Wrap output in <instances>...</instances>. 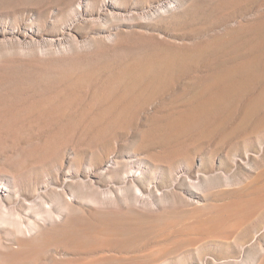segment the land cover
I'll use <instances>...</instances> for the list:
<instances>
[{
  "label": "rangeland",
  "instance_id": "374dc122",
  "mask_svg": "<svg viewBox=\"0 0 264 264\" xmlns=\"http://www.w3.org/2000/svg\"><path fill=\"white\" fill-rule=\"evenodd\" d=\"M79 1L0 0V21L10 27L30 20L36 30L41 28L40 35L54 36L64 25L71 32L45 48L27 46L37 55L33 60L22 55L18 44L0 42V110L7 114L0 116V168L23 159L16 169L29 171L39 164L27 149L55 146L53 138L64 133L69 140L59 151L67 154L68 167L78 159L81 166L99 161L107 149L106 160L127 158L126 165L143 173L144 194L131 185L120 190L115 178L101 182L98 197L103 192L113 198L142 196L153 206L105 212L83 201L82 220L91 224L90 230L68 240L62 236L69 223L50 226L29 244L69 251L94 247L99 252L94 264H264V0H111L113 14L100 18L96 12L104 0H82L88 13L70 22L71 8ZM72 47L82 55L72 53ZM47 50L55 56H46ZM211 102L219 105L211 107ZM35 106H40L41 117L31 112ZM179 118L193 123L159 132L165 121ZM258 197L246 219L232 220L235 226L230 221L231 226L201 234L190 226L195 216L204 221L220 206ZM191 200L201 207L195 213V206L186 203ZM108 217L117 221L109 222L110 229L101 221ZM31 222L23 225L27 233ZM124 227L138 229L139 235L124 245L108 246L112 230ZM0 238L17 249L15 236L1 226ZM3 259L0 253V264H20ZM44 259L40 255L39 262Z\"/></svg>",
  "mask_w": 264,
  "mask_h": 264
},
{
  "label": "bare ground",
  "instance_id": "6f19581e",
  "mask_svg": "<svg viewBox=\"0 0 264 264\" xmlns=\"http://www.w3.org/2000/svg\"><path fill=\"white\" fill-rule=\"evenodd\" d=\"M83 4L84 3L81 0L78 2V5H76V6H78L76 9L71 8L73 10L71 11V15L69 14V16H71V17H69L70 22H76L77 23L78 19H80L82 16H84L85 14L88 13L85 10L86 8H84ZM114 5L115 4H113L111 2V0H104V3L101 4V6H102L101 10H99V12H96V13H98L99 18L102 15H105V13H110V12L112 13V11L116 9V7ZM165 7H166V5H165ZM96 19H98V18H96ZM64 20H66V19H64ZM29 21L18 23L16 26L13 25L14 27H10L6 21H5L6 23L0 21V42H2V43H11L12 42V43L18 44L20 46V49H21L20 51L22 52V55L25 57L29 56L32 59V58H34V56H37V55H33V53L31 51L28 52L27 46H30V45L43 46V45L52 44V43L56 44V43L62 42L67 37H71V32L66 25L60 27L58 34H56L54 36H45V35L39 34V32H40L39 30L41 28L36 30L37 28L35 29V27ZM64 22H66V21H64ZM96 22H98V21L96 20ZM61 25H63L62 22H61ZM112 40H113V38H112ZM113 41H114V43L115 42L117 43V41H118L117 35L115 36V39ZM56 46L57 45H55V47ZM43 47L45 48V46H43ZM72 48L73 49L70 50L72 53L79 52V51H77V49L75 47H72ZM79 48H81V47H79ZM87 48L89 49L88 46H87ZM66 49H67V47H66ZM83 49H84V47H83ZM40 50L44 51L45 49L40 48L39 52H41ZM93 50H94V48H93ZM60 51H58V52H60ZM55 52H56V50H55ZM35 53H36V51H35ZM41 53L43 54V52H41ZM79 53H77V55H79ZM89 54H91L90 51H89ZM45 55L49 56V57L55 56L53 51H51V50H49V51L47 50ZM62 55H63V53H62ZM62 55L60 53L61 57H62ZM86 56H89V55H86ZM36 58L37 57H35V59ZM62 58H64V56ZM31 59H28V60L30 61ZM59 59H61V58L59 57ZM59 59L57 58V61ZM69 59H70V57H69ZM74 59H76V58H74ZM48 60L49 59H47L46 61H48ZM77 60L78 59H76V61ZM2 61H4V60H2ZM12 61H13V59H12ZM12 61L10 64L13 63ZM18 62H20V61H18ZM16 64H17V62H16ZM50 64H51V62H50ZM66 83H70V80H69V82H66ZM66 85H68V84H66ZM60 86H62V84ZM41 100H43V99H41ZM45 103H47V102H45ZM51 103H53V102H51ZM24 105H23V107H24ZM35 105H36V103H35ZM218 105H219V102H211L209 104V106H211V107H217ZM17 108H19V107H17ZM16 109L13 111H17ZM18 110H20V109H18ZM5 112H6V110H0V116L4 115ZM31 112H35V114L40 115L42 113V110L40 109V106H35L34 110L32 109ZM43 114H44V112H43ZM31 117L33 118V116H31ZM40 117H41V115H40ZM3 118H5V117H3ZM44 119L45 118H43V120ZM9 121H10V119H9ZM0 122H1V120H0ZM6 123H5V125H3V127L6 126ZM156 123L158 124L160 122H156ZM192 123H193L192 119H188V118H179L177 121L174 119H170V120L165 121L161 126L158 127V129H159V132L161 131L164 134H168V133H171L177 129H185L186 127H188V124H192ZM60 126H62V125H60ZM73 126L74 125H72V127ZM1 127H2V125H1ZM12 128L13 127H11L10 130H12ZM64 130L65 131L69 130V127H66ZM57 135H58V132H57ZM57 135H55V136H57ZM60 135H63V136H57V137L53 138V141H54L53 143L57 144L55 146H51L50 148L47 146H42L41 148L40 147H38V148L33 147L32 149L30 147L29 148L30 151H28V149H27V151L25 150L27 152L26 154L29 155L30 158L31 157L36 158V161L39 164L36 166H32L31 168H28L29 171L24 173V172H21L18 169H16V166L21 165V161H23V159L12 161V159L10 158L9 160L12 161L10 163L8 158H7V161L9 162V163H7L8 165H6V164L4 166L2 165V167L0 168V170L4 171V174L2 172L3 175L2 174L0 175V226L4 229L9 230L15 236V238H16L15 243L17 244V246H16L17 249L12 247V246H7L6 244L2 243L1 238H0V253L4 256V259H3L4 262H7V260H9V261H17V263H20V264H94L95 256L98 255V253H99V252L97 253V249L94 247L86 248V249H82V250L69 251L67 249H62L61 246L51 247L45 243H41V244H37V245L33 246V245L29 244V242L27 240L35 238V235L45 234V232L49 229L50 226L56 227V226H60L62 224L64 226L65 224H68V223L70 225L68 226V229L66 228L67 231L65 232L67 236L66 237L64 236L65 233L62 236V238H66L68 240H71L73 235H77V234L81 235L83 232L90 230L91 224L88 223V221L85 222L82 220L83 214H82V210H81L80 205H81V202H83V201L92 203V204L96 205V210L105 211V212L110 211V210L121 211L123 208H130V207H136L137 208L138 204H141L140 206H138L141 208V210L147 211L149 209V206L152 205L151 202H147L144 200L142 201V199H143L142 196H140V198L130 199L124 195L125 193L123 194V196H125V197H122L121 192H120L121 194H119V195H121V198L106 197L104 195V194H106L105 192H103L104 194L102 193L103 194L102 197H98L97 194H99V192H100L101 182L106 181L108 179L111 180V179H115V178L119 179L118 181H120L119 182V184H121L120 188H119L120 190H124V188L131 185L133 187H136L137 190L140 192V195H141V193H143L145 191V188H146V187H144L145 185H142L143 183L141 184V182H140L142 177H143V173L140 172L141 170L138 173V171L135 169V167H133V165H129V166L126 165V162H128L127 158H126L127 160L126 159L120 160L119 158L112 155L113 156L112 161L106 160L107 156L110 154V153L106 152L107 149L104 151V153L102 152L103 153V154H101L102 158L99 161H93L94 159H92V160L89 159V160H91V162L89 164H86L85 166H81V165H79L80 159L75 157L79 160L78 161L79 163L78 164H76L77 162L73 163V164L71 163L72 165H70V167H68V165L70 163L68 164L66 162V160H67L66 155L67 154L66 155L64 154V152L62 151V150H64L63 148H62V150H60V151H62V154L61 153L59 154V152H60L59 148H61L62 145H65L67 143V141L69 140V138H67V135H65L64 133L60 134ZM147 137H146V140L148 141ZM56 146H59V147L56 148ZM106 148H108V147H106ZM66 150H70V148L69 149L67 148ZM74 152H75V150H74ZM96 152H97V149H96ZM14 153L15 152H13V154ZM1 154H2V152H1ZM26 154H24L22 156L24 159H25V157H27V156H25ZM99 154L97 157H99ZM124 156L126 157V155H124ZM3 157H4V155H3ZM99 158H97V159H99ZM108 159H110V158H108ZM7 161H5V163ZM28 162H29V160H28ZM87 162H89V161H87ZM30 163H32V162H30ZM24 164H22V165H24ZM131 164H133V163H131ZM176 164H178V163H176ZM174 167H176V166H174ZM171 171L173 172V170H171ZM138 174H140V175H138ZM112 181L114 182V180H112ZM115 181H117V180L115 179ZM194 186H197V185H194ZM136 188H135V190H136ZM109 190H111V189H109ZM251 199L252 200L249 201L248 203H246V204L243 203L244 205L239 203V204H241L240 206H239V204H237L235 206L228 207L225 204L226 208H224V206L223 207L220 206V208L218 210H215L216 207L213 206V207H215L214 210L216 211V212H214L215 214L213 216L208 217L204 221H200V219L198 218L199 215L198 216L194 215L195 217L191 218L192 220L194 219V222H192V220L188 218L192 222L191 225L190 224L189 225L193 226L194 231L196 230L197 232H200V234H201L202 231H205V233H206V230H208V229H211V231L215 233V231H213V229H217L226 223L229 224L228 222H230V221L232 224V220H233V222L235 220V221H240V223H241V220H243V218H245V215L246 216L248 215L247 211L251 210V208H253L260 201L259 197L258 198H251ZM50 202L52 203L50 205L51 206L53 205V207L48 206ZM136 202H138V203H136ZM186 203L188 204V206H195L194 210H196V211L193 210L194 213L197 212V210H199V208H201L198 205L199 201L195 202L194 200H191V201H186ZM166 204H169V203H166ZM183 204H185V203H183ZM252 204H254V205H252ZM203 205L206 206L205 204H203ZM169 206L171 207V203L169 204ZM198 206H199V208H198ZM179 207H180V204H179ZM159 208H157V209H159ZM207 208H208V205H207ZM175 209L173 211H175ZM204 210H206V209H204ZM197 214H199V213H197ZM253 215H256V214H253ZM181 216H182V214H181ZM192 216L193 215H190V217H192ZM208 216H209V214H208ZM27 220H32V222H31L32 230H31V232H28V233L26 232V230L23 227L24 223ZM117 220H119V219H117ZM101 221H102V223L104 222L105 228H109L108 225H111L109 222H111V221L117 222L116 217H108L105 219V221H103V220H101ZM252 221H253V219H252ZM232 225H234V223ZM224 226H226V225H224ZM125 229H113L112 230L113 233L108 236L105 243H107V245L110 247L117 246V245H124L129 240H132L133 238H135L139 235L138 229H126V230ZM187 229L189 230L188 227H187ZM209 231H207V232H209ZM192 233H193V231H192ZM194 233H193V235H194ZM49 236H51L50 233H49ZM233 245H235V244H233ZM26 248H27L26 254H22V251ZM43 254L45 256H47V259H44V261L46 260L47 262L40 263L39 257H40V255H43ZM228 257H230V256H228ZM160 264H162V262Z\"/></svg>",
  "mask_w": 264,
  "mask_h": 264
}]
</instances>
